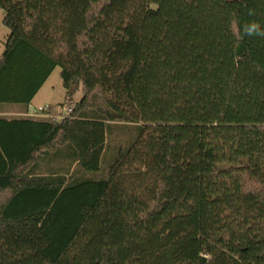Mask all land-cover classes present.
Instances as JSON below:
<instances>
[{
  "label": "trees",
  "instance_id": "trees-1",
  "mask_svg": "<svg viewBox=\"0 0 264 264\" xmlns=\"http://www.w3.org/2000/svg\"><path fill=\"white\" fill-rule=\"evenodd\" d=\"M0 10V121L28 120L59 68L70 119L105 132L94 172L63 123L41 120L49 129L0 186V264H264V37L239 39L236 25L264 27V0ZM48 209L42 250L11 231Z\"/></svg>",
  "mask_w": 264,
  "mask_h": 264
},
{
  "label": "rangeland",
  "instance_id": "rangeland-1",
  "mask_svg": "<svg viewBox=\"0 0 264 264\" xmlns=\"http://www.w3.org/2000/svg\"><path fill=\"white\" fill-rule=\"evenodd\" d=\"M3 12L0 10V56L4 51V45L9 30L2 24ZM82 93L75 95L74 101L79 102ZM65 91L60 79V69L56 68L30 103V112L39 107H48L49 111L39 116L29 113L25 118L28 120H5L0 121V186L7 185L9 173L14 167H21L29 160V152L36 139L43 136L49 129V125L41 124V120H52L54 123H63L67 132L62 142L73 140L75 147L81 154V166L87 170L97 171V155L103 151L102 124L91 121H73L69 117V111L64 105ZM62 105V106H61ZM20 115L15 114V118ZM64 120V121H63ZM44 125V126H43ZM57 126H51L50 139L55 138ZM104 138V137H103ZM105 140V139H104ZM7 182V183H6ZM55 215L50 209L40 210L31 215L18 218L10 222L11 231L27 241L38 250H42L48 243L45 229L52 222ZM5 222V221H4Z\"/></svg>",
  "mask_w": 264,
  "mask_h": 264
},
{
  "label": "clouds",
  "instance_id": "clouds-1",
  "mask_svg": "<svg viewBox=\"0 0 264 264\" xmlns=\"http://www.w3.org/2000/svg\"><path fill=\"white\" fill-rule=\"evenodd\" d=\"M251 14V13H250ZM237 30H238V38L242 39L243 36H259L264 37V27H262L257 21H250L248 23H245L243 25L240 24V22L236 21ZM243 35H239L241 33Z\"/></svg>",
  "mask_w": 264,
  "mask_h": 264
},
{
  "label": "crops",
  "instance_id": "crops-1",
  "mask_svg": "<svg viewBox=\"0 0 264 264\" xmlns=\"http://www.w3.org/2000/svg\"><path fill=\"white\" fill-rule=\"evenodd\" d=\"M101 123V122H100ZM102 124V130H103V133H104V123H101ZM44 126V125H43ZM105 135V134H104ZM104 137V138H103ZM101 139H102V145H104V143H105V136H103L102 135V137H101ZM68 142H70L74 147H75V142L73 141V140H71V141H68ZM76 148V147H75ZM104 148V147H103ZM77 149V148H76ZM77 151H78V149H77ZM102 152L103 151H101V153L100 154H98L97 155V165L99 164V162H100V158H101V155H102ZM78 153H79V156H80V163H82V157H81V154H80V152L78 151ZM8 182V181H7ZM6 182V183H7Z\"/></svg>",
  "mask_w": 264,
  "mask_h": 264
},
{
  "label": "built area",
  "instance_id": "built-area-1",
  "mask_svg": "<svg viewBox=\"0 0 264 264\" xmlns=\"http://www.w3.org/2000/svg\"><path fill=\"white\" fill-rule=\"evenodd\" d=\"M45 111H46V107H43V108L39 107L36 110L31 111V112H30V109H29V114L34 116V117H36V116L42 115L43 113H45Z\"/></svg>",
  "mask_w": 264,
  "mask_h": 264
}]
</instances>
